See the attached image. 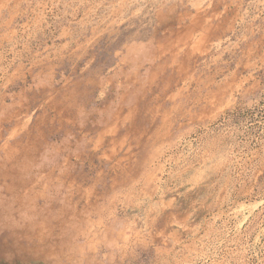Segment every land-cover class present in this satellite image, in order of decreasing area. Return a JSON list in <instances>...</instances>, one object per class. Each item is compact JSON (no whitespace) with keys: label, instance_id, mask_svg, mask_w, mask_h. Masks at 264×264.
<instances>
[{"label":"rangeland","instance_id":"1","mask_svg":"<svg viewBox=\"0 0 264 264\" xmlns=\"http://www.w3.org/2000/svg\"><path fill=\"white\" fill-rule=\"evenodd\" d=\"M0 264H264V0H0Z\"/></svg>","mask_w":264,"mask_h":264}]
</instances>
